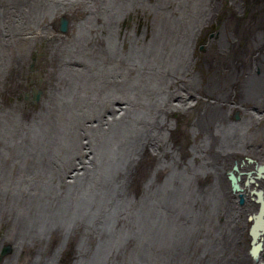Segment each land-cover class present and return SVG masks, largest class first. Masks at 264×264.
Masks as SVG:
<instances>
[{
    "label": "flooded vegetation",
    "instance_id": "1",
    "mask_svg": "<svg viewBox=\"0 0 264 264\" xmlns=\"http://www.w3.org/2000/svg\"><path fill=\"white\" fill-rule=\"evenodd\" d=\"M8 1L0 0V105H4V109L17 110L21 107L25 108L29 105H38L39 96L41 95V97H43L46 94L48 87L54 85V82L52 83V81L46 79V77H48L50 73L52 74L54 70L57 71L56 75L60 74L64 77V82L66 84L69 83L71 78H76L79 82L80 80L78 74L85 71L86 68L88 72L91 73L96 71L100 72L102 62L98 61L99 55L91 57H74L75 52L80 53L88 50L87 46H80L78 43L80 40L79 35L81 33H85L86 27H90L87 33L90 36L91 43H93L96 47L100 46L101 48L103 43V48L105 50H109L111 49L110 43L114 38L119 54L113 57V55L109 52H106L107 54L103 65L110 68V76L114 77L118 72H123L126 74V78L129 77L131 80H119L121 82V89L118 90V92H121L120 96H118V93L116 94L117 96H115L113 93L106 94L105 92L102 95H97V98L99 99L98 104L103 102L104 105H135L134 102H142L144 105H150L148 94L143 91L148 87L149 82L143 78V74L149 73L148 71H150V69H145L144 67L149 63L152 57L157 55V53L152 52V48L147 49V51L143 50L148 53V60L143 66L137 67L135 62L131 60L134 59V54L139 52L136 47H143L150 41V39L161 37V41L164 42L163 49L166 56H174L179 59L181 61L179 62V65H181L182 68L179 70L181 72L178 76L168 70L170 66L163 70L162 73L169 80L167 85V91L169 92H167V96L170 97L167 99V102L161 104L160 99L158 98L159 95H155V103H158L159 105H186L184 108L181 106L182 109L180 111L190 113V117L193 116H191L192 113L188 108L190 106L195 107L196 112H198L201 109L200 105H264V92L254 87L256 83L255 80L251 78V76L261 74L262 69L264 70V0H80V2H78L79 0H73L71 4H73L74 7L71 8V11L70 9H65L52 19V26L54 25L53 29L56 28V31L59 33L56 38V43H54V37H52L53 35L41 34V37L37 34V17H35L30 24V27L33 26L32 28H25L19 32L16 31L14 34L10 32L9 30L15 26L21 27L23 22L15 24L12 23L11 20L6 21V19H4ZM43 3V0L38 1V5ZM150 7L152 10H150ZM248 7L256 9L253 12L256 21L249 28H247L246 32H243L242 29L246 23ZM153 9L156 12L153 11ZM3 19L4 22H8L6 26L2 25ZM7 27L9 32H6L5 30ZM41 27L43 28L44 26ZM259 28L261 30H259ZM158 29H161V33H158ZM257 30L258 32H256ZM167 36H169V38H167ZM244 37L246 40L243 39ZM99 42H101V44ZM49 43L53 44L52 53V49L50 53L47 49ZM22 46H27L28 50L22 52ZM230 47H232L231 51ZM67 48H73L75 52L70 51L68 56L63 57L61 61L53 65V59L56 60V57L59 59L61 52ZM257 56L260 57L258 58ZM245 60H247L248 63L240 70L238 68V63H240L239 61ZM110 62L112 64H109ZM219 62H222L224 66L219 68ZM218 69H220L219 72L221 73L225 72L227 69V73L224 75L225 80H221L219 75H217L216 72ZM170 77L171 79H169ZM99 80L102 81L100 85L106 88L107 84L102 78V75H99ZM210 80L212 81L210 82ZM247 80L248 83L250 82V84L254 87V89L247 87L246 90L241 93L240 87L245 86ZM251 81L253 83H251ZM218 84L222 89L218 87ZM186 85L190 86L189 89ZM142 93L145 98L142 101H135L134 96ZM84 96L85 99H91L94 97L93 94H87ZM174 98H178V101H175ZM213 102L214 104H211ZM162 109L164 111L160 114V117L167 111V107H165V109L162 107ZM172 110L174 111L175 109H171V115ZM236 111H239L241 115V109H233L232 113H229L231 121L233 120L238 122V120L235 119ZM187 117L190 118L189 115H187ZM183 118L185 119L184 123H187L186 117ZM261 119L264 120V117ZM176 120L177 118L175 117L172 120V123H175ZM183 124L180 126L178 125V128H180L178 130L179 134H186L191 129ZM11 139H14V136ZM161 140L163 146L162 144L159 146V151L152 149L150 144L147 145V151L148 153L150 152L149 155L152 163L155 162L154 167H156L159 161L158 170L162 173L166 168L165 157L172 158L176 157L177 154L176 152L168 151L167 148L162 149V147L167 145L170 139L161 138ZM21 142L22 143H20L17 150H4L2 153L3 155H1L0 164H2V167H0V188L11 189L13 187L16 188L21 186V188L25 187L26 189H29L35 188L41 184L45 185V187L55 185L64 190V188L68 187L72 183L79 184L80 186L85 185V170L87 168L86 150L79 152L78 154L71 151V148L68 149L69 151L64 150L62 152L54 150L53 152L57 153L58 159L54 161L55 164H53L52 171H50L51 168L49 167V164L53 163V161L50 160V156L52 155L51 151L46 150L44 147L42 148V146H40V148H34L33 145L29 143L30 141L28 139H24ZM184 142L188 143L189 147H193L194 138L188 137ZM13 146L9 147V149H14ZM188 151V154L185 152L187 155L193 154V152H191V148H189ZM156 159H158V161ZM238 161V159L235 160L231 169L236 165L238 166L239 170L236 174H242L240 175V184L243 186L247 183V180L243 181V175L246 174V172L249 174L255 170L252 173V176L260 181L257 185L263 186L262 179L258 178V168L264 166L261 165L262 162L252 156H247L245 160H241V163ZM27 163L29 166H26ZM177 163L179 162L177 161L176 164ZM248 164L249 166H247ZM250 166H253V169ZM245 169H249V171ZM83 177L84 180L81 183V179ZM7 195L8 194L6 193V197L9 198ZM2 197L4 196L2 195ZM2 197L0 196V198ZM1 200L4 199L2 198ZM42 212L43 215L48 217L50 220L61 218L58 209L51 205L49 209L45 208ZM2 225L3 226L0 231V239L2 238L0 240V264H8L4 259L5 257L7 258V256H14V262L21 264L23 257L27 256V252L20 249L15 250L13 246V242L10 238L12 233L11 217L4 221ZM7 228H10V231ZM76 232L81 233L82 229L78 228L76 229ZM56 249H62L61 243H58L56 246L54 242H50L49 244L42 245L38 254L37 252H35V254H37L38 259H45L49 258ZM64 249H66V247ZM66 257L74 259L72 262L68 260L66 264H73L76 260V256L68 252L66 253ZM51 258L55 261L53 256Z\"/></svg>",
    "mask_w": 264,
    "mask_h": 264
},
{
    "label": "water",
    "instance_id": "2",
    "mask_svg": "<svg viewBox=\"0 0 264 264\" xmlns=\"http://www.w3.org/2000/svg\"><path fill=\"white\" fill-rule=\"evenodd\" d=\"M251 78L255 80L254 87L264 92V84L256 81V76ZM78 84L76 78H71L68 84L55 82L43 97L39 96L38 105L17 110L4 109V105H0L2 151L19 148L9 149L15 145V140L11 138L18 133L19 143L28 139L34 148L42 146L51 151L50 160L53 163L49 167L52 171L54 161L58 159L54 150L62 152L71 148L77 154L86 150L84 186L72 183L63 190L55 185L45 187L39 184L28 189L29 192L36 191L30 195L38 202L49 200L60 216L66 215L69 225H72L73 219L75 225L80 224L78 228L82 232L76 245L79 244L83 252L76 264H102L108 260L111 247L116 249L119 257L117 264H121L123 259V264H159L144 259L158 251L174 248L168 246L179 248L182 238L186 241L179 235L182 216L186 223V239L189 237L187 222L193 217L191 178L196 170L195 162L192 157H187L175 166V157H167L166 168L158 174V159L153 169L151 157L150 161L142 157V151L147 150L148 144L152 149L157 150L158 147L156 142L160 138L154 134L143 136L141 129L142 125L153 123L155 105H85L84 95L75 97L73 94ZM247 87L254 89L247 81L240 91L243 93ZM144 98L143 93L134 96L135 101ZM163 111L159 109L156 119ZM239 118L240 113L236 111L235 119ZM228 169L224 171V179L229 182V191L238 196L240 205H244L247 195L240 184L241 173L236 174L238 166ZM263 173L264 166L258 168V176ZM83 180L84 177L81 183ZM134 183L137 184L136 194L128 190V186ZM261 192L257 189L251 192L257 194V202H260ZM197 202H200L199 197ZM80 210L82 219H79ZM120 216L129 217L125 219V229L122 226L121 232L110 237L106 230ZM252 218L257 219L258 216L252 214L249 220ZM98 223H103L106 228L95 239V244L84 250V235L93 232ZM256 250V247L252 248L251 253L254 255Z\"/></svg>",
    "mask_w": 264,
    "mask_h": 264
},
{
    "label": "bare ground",
    "instance_id": "3",
    "mask_svg": "<svg viewBox=\"0 0 264 264\" xmlns=\"http://www.w3.org/2000/svg\"><path fill=\"white\" fill-rule=\"evenodd\" d=\"M9 1L11 3L7 2L8 5H7L6 15H5L4 19H6V21L11 20L12 23H15V24H20V23L23 22L21 24V27H16L15 26L11 30H9L10 32H12L14 34L16 31L19 32L20 30H23L25 28H28V29L32 28L33 26L30 27V24L35 19V17H37L38 18L37 34L40 35V36H41V34H45V35L48 34V35H51V36L53 35L52 37H54V43H56V38L59 35V33L56 31V28L53 29V26H54V25L52 26L53 17H55L57 14L61 13L65 9H70V11H71L72 10L71 8L74 7V5L71 4V2L73 0H43L44 3L40 4V5H38V1H40V0H9ZM78 2H80V0ZM142 3H144V2H142ZM154 9H153V11H155ZM150 10H152V8ZM129 17H131V16H129ZM181 18H182V16H181ZM258 18H259V16H258ZM4 19H3V24L2 25L6 26L8 22L7 23L4 22ZM81 19H83V18H81ZM78 20H79V18H78ZM255 21H256V19L253 20L254 23H255ZM250 22H252L251 19H250ZM153 23H154V21H153ZM251 25H252L251 23L246 21V25H245L246 27L243 26L242 31L244 32ZM41 26H44V27L42 28ZM74 27H76V26H74ZM87 29L89 30L90 27H86L85 28V32L86 33H81L79 35L80 36V40H79L78 43L80 44V46L82 45V46H87L88 47L89 44H90L87 41V38L84 37L85 35L87 36V31H88ZM5 30L7 32L8 31V27ZM259 30H261V29L259 28ZM34 31H35V29H34ZM256 32H258V30ZM158 33H161V29H158ZM260 33H261V31H260ZM45 35H43V36H45ZM19 36H20V34H19ZM96 36H97V34H96ZM25 37H26V35H25ZM256 37H257V35H256ZM85 38H86V40H85ZM167 38H169V36H167ZM172 39H174V38H172ZM243 39L246 40L245 37ZM182 41H184V40H182ZM197 41H198V39H197ZM115 42L116 41L114 39L111 41V43H110L111 48L113 47L115 49V47H116L115 46L116 45ZM160 42H161V44H160ZM40 43H41V41H40ZM62 43H61V45H62ZM163 43L164 42L161 41V37H155L154 39H150V41L148 43H146L143 47H136L137 50H139V52H136L134 54V59H132L131 61H134L137 67L138 66H143L146 63V61L148 60L147 59L148 58V53L147 52H143V50L147 51V49L152 48L151 51L155 52L153 48L155 47V49H156V46H157V50L161 49V50L164 51ZM102 45H103V43H102ZM36 46H38V45H36ZM32 48H34V47H32ZM47 49L49 50V53H50V51L52 49V51H51V53H52L53 52V44L49 43V45L47 46ZM215 49H216V47H215ZM26 50H28L27 46H22L21 47V51L22 52H25ZM187 50H189V49H187ZM259 50H261V49H259ZM70 51L75 52L73 50V48L64 49L61 52V54L59 55V59L57 57H56V60L53 59V63L52 64L55 65L56 63L61 61L63 59V57L68 56ZM111 52L113 53V51H111ZM114 54H115V52H114ZM86 55H87L86 51L85 52H80V53H76L75 52V56L74 57H80V56L81 57L82 56L86 57ZM92 56H94V55H92ZM114 56L115 55H113V57ZM208 59H210V58H208ZM242 60H243V57H242ZM121 62H122V60H121ZM179 62H181V61L179 59H177L176 57H174V56H166L165 52H163L162 56H160V57H158L157 55H156V58L152 57L150 59L149 63L144 67L145 69H146V67L147 68L149 67V69H150V71H148L149 73L143 74V78L144 79H146L149 82L150 76H151L152 79H154L155 77L157 78L156 81L152 80V82L149 83L148 87L145 90H143L144 92H146L148 94L151 91V95H153V97H150V95H149V97L152 100H154L155 95H159L158 98H160L162 94H165V92H168L167 91V85L169 83V80L162 72H163L164 69H167L170 66L168 68V70L172 71L174 74H176L178 76L180 74V72H181L179 70L182 68V66L179 65ZM239 62L240 63H238L239 64L238 68L240 70H241V68H243L244 65H246L248 63L247 60L239 61ZM130 63H129V65H130ZM221 66H224V65H223L222 62H219V68ZM68 68H69V66H68ZM215 68H216V66H215ZM219 70L220 69H218L217 72H216L217 75H219L221 80H225L224 75L227 73V69L223 73L219 72ZM236 70H238V69H236ZM86 71H88L87 68H86ZM134 72H136V71H134ZM121 73L122 72H120L118 75H116V77L115 76L114 77L111 76L112 79L119 78V80L120 79H122V80L125 79V80H128V81H131L129 77L123 79ZM231 73H232V71H231ZM56 74H57V71L54 70V72H52V74L50 73V75H48V77H46V79L52 81L53 77L55 79H59V77H61V80H63L64 77L62 75H60V74L56 75ZM103 74H104V72H102V71L99 73V75H103ZM78 77H79V80H80L78 85L81 86L82 83L85 82L84 78H86V75H85V73L82 72V73L78 74ZM237 77H239V76H237ZM242 77H243V75H242ZM87 78L90 79L91 77H87ZM169 79H171V77ZM61 80H60V82H61ZM211 81L212 80H210V82ZM256 81H258L261 84H264V70L263 69H262V73L261 74H257L256 75ZM251 83H253V82L251 81ZM241 85H242V82H241ZM188 86L189 85H186V87L189 89L190 86L189 87ZM114 87H117V84ZM136 87H138V86H136ZM218 87H219V84H218ZM150 88H151V90H150ZM219 88H221V87H219ZM83 91L84 90H81V95L82 94L85 95V92H83ZM200 92H202V91H200ZM213 92H214V90H213ZM115 93L116 94L118 93V96H120V94H121V92H118V90ZM73 94L76 97L80 93L75 89ZM116 94H113V95H116ZM223 98H225V97H223ZM177 100H178V98H177ZM219 100H221V99H219ZM161 101L162 100H160V102ZM249 103H251V102H249ZM211 104H214V102L211 103ZM227 104H228V102H227ZM260 104H262V103H260ZM150 105H155V107L153 108L154 109L153 113H152L153 123H148L146 125H142L141 129L143 131V136L154 134V135H157V137H159L160 139L161 138L162 139L168 138L167 135H166V132L168 131L169 126L171 124H173L172 120L174 119L171 116V109H175L174 111L172 110V115H173L175 113L180 112V110L182 109L181 106H183V108H184V107H186V105H157V103H155L154 101H152L150 103ZM200 106H201V109L198 112H196V110H195L196 108L195 107H191V106L188 107L189 111L192 113L191 116L193 115L192 117H190V113L182 112L185 115H189V117H190V118L187 117L189 120H187V125H186V126H188V128L189 127L191 128L188 131V135H189L190 131H192L193 135L195 136L194 137L193 147L190 146L191 152H193V154L187 155L189 151L185 150V148L189 147V145H188V143L180 141V142H182V144L181 143L180 144H181V150H183V152H182L181 156H179L178 153H176L177 155L175 157L176 162L178 160L179 164H181L182 161L184 160V158H187L188 156L192 157V159L194 160L193 163L195 162L194 163V167L196 168V170L193 172L194 175L191 178L192 188L194 190V200H193V204H192L193 213H191V215L193 214V217L191 216L190 217L191 221L187 222L189 224V226H190V230L188 231L189 237H188V239H186V236H187V230L185 228L186 227V223H185L184 217L182 216L181 218L183 220L181 219L182 221L180 222V227L181 228H180V234L179 235H180V238L182 236L185 237L186 241H184V238H182L181 241H180V247L179 248H176L175 246H168V247H174V248H172L170 250H167V251H158L154 256H150V255L146 256V258L144 260L154 261V262H157L159 264H201V262L204 263V264L212 263V262H215L216 264H264V187L257 185L259 180H257L256 178H253L252 175L248 176V174L246 172V174L243 175V181L247 180V183L244 184L243 186L242 185L241 186L243 187L244 192L246 193V195L248 197L254 195L255 200H254V198L251 197L253 199V201L247 200L246 203L240 207V206H238V202H237L236 196L231 191H229L230 190L229 189V182L227 180L225 181V179H224V171H226L228 168L230 169L232 167V165L234 164L236 159H238L240 161V163H241V160H245L247 158V156L248 157L252 156V157L256 158L258 161L262 162L261 165H264V120L261 119L262 117H264V105H216L215 104V105H200ZM14 107H16V106H14ZM162 107H164V109H165V107H167V111L159 119H156V116L159 113V109L160 108L162 109ZM21 108H23V107H21ZM235 108H239V109L242 110V111H240L241 115H240V119L238 120V122H234L233 120L231 121V119L229 117V113L231 114L233 109H235ZM170 117L173 118V119H170ZM176 123L177 122H175V124ZM128 132H129V130H128ZM160 139H157V142H156L157 146H158L157 147L158 151H159V146L162 144V143L160 144ZM168 143H170V142H168ZM3 145L4 144L0 142V159H1V155H3L2 154L3 153V151H2ZM182 145H183V147H182ZM162 146H163V144H162ZM13 147H19V146H16V143H15V145ZM170 147H171V145H170ZM163 148L169 149L168 147H165V146L162 147V149ZM178 148H180V145H178ZM185 152H187V154ZM142 153H143L142 157L144 159H146V161H148V159L150 158V155H149L150 152L148 153L147 150H143ZM15 154H14V156H15ZM26 154H27V152H26ZM8 157H9V155H8ZM195 158H197L196 161H195ZM34 159H35V157H34ZM176 162H174L173 165ZM28 163H27L26 166H29ZM247 166H249V164ZM31 167H32V165H31ZM169 170L172 172L171 169H169ZM245 170L249 171V169H245ZM59 175H61V174H59ZM141 175H143V172H141ZM263 175H264V173H263ZM263 175L261 177H258V178L262 179V181L264 182ZM136 189H137V184H135V183L132 186L131 185L128 186V190H131V192L133 194L138 193ZM253 189H257V190L262 191L260 193V195H259L260 202H257V199H258L257 194L254 193L252 195L250 193V192L253 191ZM32 192H34V191H31V192L26 191V192H23L22 195L18 194L19 198H17V200L21 199L22 203H18V202L15 201L16 204H19V205L16 206V207L14 206V207L16 208V210H18V211L21 210L23 212L22 217H24V219L27 222L26 226H23L22 224L19 223L20 227L23 228V230H24V228L25 229H30L31 228L30 225H32V219L36 218V216H37L33 212V210H34V208L32 207L33 206V201H32L33 195H30V193H32ZM1 194L6 197L5 193H3V188L2 187L0 188V196L2 197ZM7 196H9V195H7ZM198 197L200 198V202H197ZM2 198H4V197H2ZM2 198H0V211L2 210L1 206L4 205L3 204L4 200H1ZM9 199H11V198H9ZM14 207H12L13 209L11 211L15 214ZM27 208L29 210H27ZM46 208L49 209L50 208V204H48V206ZM80 212H82V210H80ZM114 213H116V211H114ZM41 214L43 215V212ZM252 214H256L258 216V218L257 219L252 218L251 220H249V216L252 215ZM194 215H196V216L194 217ZM10 217H11V224H13L14 218H13V216L10 215V213L7 214L6 217H3V216L0 215V228H2L1 226H3L2 223H4V221L8 220ZM45 218H47V217H45ZM128 218L120 216L119 218H116V219H114L112 221V223H111L112 227L110 229L106 230V231L109 232L110 237H111V235L113 237V235L117 234V232L118 233L121 232L122 226H123V229H125L124 223L127 222V220H125V219H128ZM51 220H53V219H51ZM100 225L101 226H99L98 229H97V227H94L95 229L93 230V233H95V234L91 238L90 242H85L84 250H87L91 245L95 244V239L98 238L101 235L102 230L104 228H106L103 225V223H100ZM79 226H80V224L79 225H75V222H74V219H73L72 220V225H69V230H67L69 235L73 234L72 236H70V240L72 241L73 246L71 247V250H69V252H68V253H71V254L76 256V260H75V262L73 264H76V262H79L81 260V255H82V252H83L82 249L79 248L80 247L79 244H78V249H77L78 251L74 248V244L75 245L77 244V241H78L79 237L81 236L80 232H76V229ZM7 229L10 230V228H7ZM42 231H43V233H42ZM42 231H39V230L37 231V229L33 230V228H32L31 230L24 231L25 234L23 233V235H21V233H20L19 235L15 236V238H14L15 242L13 243L14 248H16L15 250L20 249V250H24V251L27 252V256L23 257V260H22L21 264H53V263H51L52 260H49L50 258H48V259L47 258L38 259V257H37V254H38V251H39L40 247L42 245H44V244H49L50 242H54L56 244V246H57L58 243L59 244L61 243L62 249L61 250L57 249V250H59L62 253V251H63V242H62L63 240H62V238L63 237L62 236L60 237V235L58 234V232H60V230H55V231L53 230V232L51 230V233L49 232L48 229H45V230H42ZM41 234H43V235H41ZM88 234H90V233H88ZM0 236H1V234H0ZM18 237H19V241H17ZM41 237H42V239H41ZM115 238H116V236L114 237L113 241H115ZM7 239H6V241H7ZM76 247H77V245H76ZM254 247H256V249H257L256 253L254 254L255 256L251 253L252 248H254ZM111 248L112 249H111V251L109 253L108 260L107 261L105 260L106 262L104 261L102 264H113V263L117 264V261L119 260V257L117 258L116 249L113 248V247H111ZM26 252H25V254H26ZM35 252H37V254H35ZM20 255H21V253H20ZM65 256L66 255L64 254V257ZM4 259H5V261L8 264H17V262L16 263L14 262V256H7V258L5 257ZM64 259H65L64 264H66V262L68 260L71 261V262L74 261V259L71 258V257L70 258L65 257ZM123 261H124V259L121 260L120 263L123 264ZM215 263H212V264H215Z\"/></svg>",
    "mask_w": 264,
    "mask_h": 264
},
{
    "label": "rangeland",
    "instance_id": "4",
    "mask_svg": "<svg viewBox=\"0 0 264 264\" xmlns=\"http://www.w3.org/2000/svg\"><path fill=\"white\" fill-rule=\"evenodd\" d=\"M8 3H11L10 1H8ZM256 9L255 8H252V7H248L247 8V15H246V21L247 22H249V23H251V24H253L254 22H253V20L255 19V16L253 15V12L255 11ZM249 12V13H248ZM251 12V13H250ZM252 16V17H251ZM250 19L252 20V22H250ZM245 25H246V23H245ZM244 25V27H246ZM88 30V29H87ZM88 32V31H87ZM244 32H246V30L244 31ZM86 33V32H85ZM84 37H86L87 38V41L90 43L89 44V46L87 47L88 48V50L86 51V57H91L92 55H94V56H98L99 55V58H98V61H101L102 62V67L100 68V72L102 71V72H104V74L102 75V78L105 80V82H106V84H107V86H106V88H104L103 86H101L100 85V83L102 82V81H100L99 80V71H97V72H88V71H83V73H85V75H86V78H84V81L85 82H83L82 83V85L81 86H79L78 85V87L76 88V90L80 93V94H78V96H80L81 95V90H84L83 92H85V95H87V94H93L94 95V97L93 98H91V99H85L84 100V102H85V105H104V103L102 102V103H99L98 104V98H97V95H102V94H104V92L107 94V93H113V94H116L115 92L117 91V90H120L121 88H120V81H119V78H115V79H112V77L110 76V72H109V70H110V68L108 67V66H105V65H103V63H104V59H105V57H106V52H109L111 55H115V56H117L118 54H119V50L117 49V46L115 47V49L112 47L111 49H109V50H105L103 47H102V45H101V48H100V46L99 47H96L94 44H92L91 43V40H90V36L88 35V33H87V36L85 35ZM86 38H85V40H86ZM114 39V38H113ZM160 41V40H159ZM95 43V42H94ZM100 44H101V42H99ZM96 44V43H95ZM160 44H161V42H160ZM95 46V47H94ZM159 46V45H158ZM99 48H100V50H99ZM154 49V51H155V53H157V56L158 57H160V56H162V53L163 52H165V51H163V50H161V49H158L157 50V46H156V49H155V47L153 48ZM231 49H232V47H230V51H231ZM115 50V51H114ZM111 51H113V53L111 52ZM162 51V52H161ZM235 51H238V50H235ZM114 52H115V54H114ZM143 52H145V51H143ZM142 53V52H141ZM160 53V54H159ZM155 58H156V56H155ZM148 59V58H147ZM109 64H112L111 62L109 63ZM149 68V67H148ZM146 69H147V67H146ZM97 73V74H96ZM109 73V74H108ZM120 72H118L117 74H115V77H116V75H118ZM123 73V72H122ZM121 73V74H122ZM87 77H91L90 79L89 78H87ZM122 77H123V79L124 78H126V76H125V74L123 73L122 74ZM118 79V80H117ZM56 80V81H55ZM60 80H61V77H59V79H55L54 77H53V80H52V83L54 82H60ZM152 80H157V78L155 77L154 79H152L151 78V76H150V79H149V83H151L152 82ZM63 82H64V78H63V80H61V84H63ZM117 84V87H114L115 85ZM189 87V86H188ZM150 90H151V88H150ZM82 92V93H83ZM169 92V91H168ZM148 94V93H147ZM166 94V95H165ZM165 94H162L161 95V97L159 98L160 100H162L161 101V104H163L164 102H167V99L170 97V96H167V92H165ZM83 95V94H82ZM149 95H150V97H153V95H151V91H150V93L148 94V97H149ZM116 96V95H115ZM149 97V99H150V103L152 102V101H154V100H152L151 98ZM162 98V99H161ZM174 100L175 101H178L177 100V98H174ZM134 104L135 105H143V103L142 102H134ZM160 104V105H161ZM157 105H159L158 103H157ZM173 118H177V120H176V124L175 123H173V124H171L170 126H169V128H168V131L166 132V135H167V139H170V141H168V142H170V143H167V145L165 146V147H168L169 149H167L168 151H173V152H176V153H178V155L179 156H181V154H182V152H183V150H181V144H182V142H180V141H183L184 142V140L187 138V137H192V138H194L195 136L193 135V133H192V131H190V133H189V135H188V132L186 133V134H183V133H178V130L180 129V128H178V125L180 126L181 124H183L184 122H185V119L183 118V117H186V121L187 120H189L188 118H187V115H185L184 113H182L181 111L180 112H178V113H175V114H173V115H171ZM173 118H170V119H173ZM234 122H237V121H234ZM176 125V126H175ZM183 125H187V123H184ZM17 135V136H16ZM162 135V134H161ZM183 135V136H182ZM188 135V136H187ZM174 138V139H173ZM14 140H15V143H16V146H19V141H20V135L18 134V133H16L15 134V136H14ZM179 141V142H178ZM179 143V144H178ZM181 143V144H180ZM170 145H171V147H170ZM176 145V146H175ZM178 145H180V148H178ZM184 145V144H183ZM183 145H182V147H183ZM177 147V148H176ZM190 147H187V148H185V150H188ZM164 149V148H163ZM179 149V150H178ZM148 161H150V159L148 160ZM141 163H142V161H141ZM153 164V165H152ZM151 164V168H155L154 167V165H155V162L154 163H152ZM176 164V163H175ZM174 164V165H175ZM251 165H253V164H251ZM153 166V167H152ZM233 166V165H232ZM0 167H2V164H0ZM252 169H253V166H250ZM159 173H161V172H158V174ZM260 182V181H259ZM262 183H263V187H264V182L262 181ZM19 188V189H18ZM22 190V191H21ZM26 191H28V188L26 189L25 187H23V188H21V186L20 187H16V188H11V189H3V193H5V195H6V193L9 195V198H11V199H9L8 197H5L4 196V205L3 206H1L2 207V210L0 211V215L1 216H3V217H6L7 216V214H9L10 213V215L11 216H13V218H14V221H13V224H12V227H11V231H12V233H11V236H10V238H11V241L14 243L15 242V236H17V235H19L20 233H21V235H23V233L25 234V232L24 231H27V230H31L32 228H33V230H36L37 229V231L39 230V231H42V230H45V229H48L49 230V232L51 233V230H52V232H53V230L55 231V230H60V232H58V234L60 235V237L62 236L63 238H62V242H63V251H62V253L59 251V250H54V252L52 253V255L49 257L50 259L49 260H52V256L55 258V261H51V263H53V264H64V262H65V257H64V254L66 255V253L67 252H69V250H71V247L73 246V243H72V241L70 240V236H72L71 234L69 235V233L67 232V230H69V224L67 223V221H66V215L65 214H63V216H61V218L60 219H53V220H49V218L47 217V218H45V216L44 215H42L41 213H42V211L48 206V204H50L49 203V201L48 200H44V201H41V202H38V201H35L33 198H32V201H33V208H34V210H33V212L35 213V215H37L36 216V218H33L32 219V225H30L31 226V228L30 229H25L24 228V230H23V228H21L20 227V224H22L23 226H26V224H27V222H26V220L24 219V217H22V215H23V212L20 210V211H18V210H16V206H18L19 204H16V202H18V203H22L21 202V199L20 200H17V198H19V195L18 194H20V195H22L23 194V192H26ZM34 192H36V191H34ZM11 195H10V194ZM251 193V192H250ZM253 195V194H252ZM254 198V195L253 196H250V197H248L247 196V200H250V201H253V199L252 198ZM16 199V200H15ZM238 199V198H237ZM246 200V201H247ZM254 200H255V198H254ZM16 201V202H15ZM237 202H238V200H237ZM7 203V204H6ZM12 203V204H11ZM257 203V202H256ZM258 204V203H257ZM13 205V206H12ZM7 206V207H6ZM15 206V207H14ZM238 206H242V205H240L239 204V202H238ZM4 207V208H3ZM12 207H14V210H15V214L11 211L13 208ZM39 207V208H38ZM32 208V209H33ZM23 210V209H22ZM25 210V209H24ZM27 210H29L28 208H27ZM21 212V213H20ZM13 215H12V214ZM81 214H82V212H80ZM40 214V215H39ZM81 217V218H80ZM80 217H79V219H82V215H80ZM65 218V219H64ZM35 219V220H34ZM23 220V221H22ZM65 221V222H64ZM58 222H64V223H58ZM20 223V224H19ZM16 224V225H15ZM99 224V225H98ZM98 224H96L95 225V227H97V229L99 228V226H101L100 225V223H98ZM68 226V227H67ZM2 227V226H1ZM1 229L2 228H0V231H1ZM95 229V228H94ZM19 230V231H18ZM10 231V230H9ZM42 233H43V231H42ZM95 233H93V232H90V234H86V236L84 235V242H90V240H91V238L93 237V235H94ZM41 235H43V234H41ZM41 239H42V237H41ZM81 240H82V238H81ZM17 241H19V237H18V240ZM14 246V245H13ZM67 248V249H64V248ZM74 248L77 250L78 249V245H77V247L75 246V244H74ZM16 249V248H15ZM78 251V250H77ZM57 253V254H56ZM59 257V258H58ZM48 259V258H47ZM212 263H215V262H212ZM212 263H206V264H212ZM114 264V263H113ZM201 264H204V263H202L201 262ZM216 264V263H215Z\"/></svg>",
    "mask_w": 264,
    "mask_h": 264
}]
</instances>
